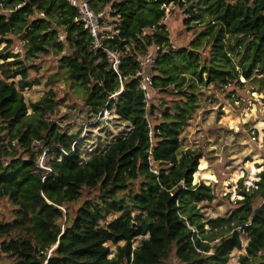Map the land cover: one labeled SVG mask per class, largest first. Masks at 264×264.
<instances>
[{"label": "trees", "instance_id": "16d2710c", "mask_svg": "<svg viewBox=\"0 0 264 264\" xmlns=\"http://www.w3.org/2000/svg\"><path fill=\"white\" fill-rule=\"evenodd\" d=\"M0 1V198L13 206L11 220H0V264H163L171 252L184 264H227L242 247L240 232L248 237L240 263L264 264V169L255 188L239 191L229 215L208 218L199 204L213 199L212 187L193 182L202 154L184 149L180 138L204 106L202 87L242 85L243 76L264 89V0H90L96 11L108 5L114 18L115 32L97 49L66 0ZM168 5L183 8L184 24L200 27L187 47L174 49L160 23ZM8 35L24 42L28 60L56 56L85 105L94 114L113 112L124 131L84 159L80 133L50 119L53 89L28 111L22 91L38 81L27 80L31 64L6 52ZM156 44L169 51L155 62L152 93L179 96L171 106L153 96L146 106L138 88L137 58ZM104 48L120 54L121 79ZM44 149L47 169L37 162ZM85 189L95 193L80 202ZM71 203H79L74 211ZM207 224L220 229L212 234Z\"/></svg>", "mask_w": 264, "mask_h": 264}, {"label": "rangeland", "instance_id": "374dc122", "mask_svg": "<svg viewBox=\"0 0 264 264\" xmlns=\"http://www.w3.org/2000/svg\"><path fill=\"white\" fill-rule=\"evenodd\" d=\"M165 10L168 17L166 16L164 23L171 46L174 49L187 47L200 27L183 23L185 14L181 7L168 5ZM113 20V17H107L101 31L99 30L100 33L107 32L112 35L115 32ZM7 38L10 39L11 45L6 52L16 54L18 59L31 64L27 80L38 81L22 91L28 111L30 102L38 100L48 89H53L57 108L50 119L54 120L62 131L80 133L75 142L79 145L84 159L104 149L124 131L125 124L113 112L110 114L108 110H103L100 114H94L85 105L84 93L78 90L76 85L65 80L56 56L38 54L28 60L25 58L24 42L13 35H8ZM5 45V42L0 44L3 53ZM205 51L207 52L206 49ZM13 59L15 58L8 60ZM237 61L238 59H233L234 64H237ZM2 62L3 60H0V63ZM236 69L240 70V67L236 66ZM18 79L19 76L15 78ZM239 81L242 85L234 82L222 88L202 87L204 106L193 112L180 135L184 149L191 147L198 149L202 154L197 171L193 174V182L202 181L212 187L213 199L199 204L200 210L208 218L229 215L239 205L237 201L242 198L239 191L243 187L245 190L255 188L259 173L264 169V89L257 90L259 82L253 77L245 80L240 76ZM155 92L153 103L162 107L171 106L174 100L179 99V96L170 92ZM161 111V108L156 110L159 118ZM45 150L38 156L37 162L41 168L47 169ZM204 172L210 179L204 178ZM94 193L93 190L85 189L80 202ZM126 193L127 191L123 195L126 196ZM77 205L71 203V210L74 211ZM11 209L13 206L10 201L6 197L0 198V220H11ZM206 228L212 234H215L217 228L220 229L212 228L209 224ZM141 239L142 237H137L133 247H137ZM240 239L241 249L234 248L231 251L227 264H241L240 257L245 253L244 247L248 237L244 232H240ZM111 250L114 253L115 246L111 245ZM163 264L184 263L171 252Z\"/></svg>", "mask_w": 264, "mask_h": 264}, {"label": "built area", "instance_id": "2783aa9c", "mask_svg": "<svg viewBox=\"0 0 264 264\" xmlns=\"http://www.w3.org/2000/svg\"><path fill=\"white\" fill-rule=\"evenodd\" d=\"M67 3L76 8L78 11L79 20L85 29L89 31L91 36L94 38V48L97 49L102 45L104 38L107 36L106 34L100 33L103 23L105 22L107 17H110L112 12L111 8L107 5L102 8L100 11L94 10V8L90 4V0H66ZM170 6V5H169ZM4 4L0 1V8H3ZM19 7V5L17 6ZM168 13V12H167ZM165 12L164 17L160 20V23H164V20L168 17ZM167 16V17H166ZM100 30V31H99ZM146 30H143L142 34H145ZM105 53L110 62L111 68L118 74L119 79L121 76L118 73V68L120 64L121 56L118 52L112 51L109 48H104ZM169 51V47L166 45H152L147 51L137 58L139 69L136 72V77L138 79V88L144 94V101L146 106L150 104V100L152 98L153 91V67L155 62L160 56V54L166 53ZM123 86L121 84L120 90L110 96V98L115 97L119 92H121ZM107 109H104L106 111ZM255 138V137H252Z\"/></svg>", "mask_w": 264, "mask_h": 264}]
</instances>
